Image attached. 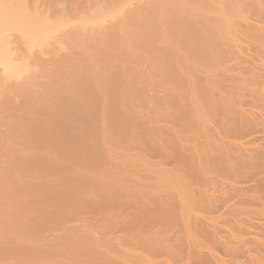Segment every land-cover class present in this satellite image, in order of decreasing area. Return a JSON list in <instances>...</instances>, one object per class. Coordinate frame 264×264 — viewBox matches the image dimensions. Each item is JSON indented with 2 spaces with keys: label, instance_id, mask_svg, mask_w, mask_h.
<instances>
[{
  "label": "bare ground",
  "instance_id": "6f19581e",
  "mask_svg": "<svg viewBox=\"0 0 264 264\" xmlns=\"http://www.w3.org/2000/svg\"><path fill=\"white\" fill-rule=\"evenodd\" d=\"M258 57L259 61L263 58L260 62L263 67L259 66L260 63H256L259 61L254 62V60H258ZM245 62L249 64L256 63L258 68L255 67L256 64L252 65L254 67L250 66L251 64H248L249 66L247 65L245 69L242 67ZM259 68L260 70L261 68H264V0H0V206H2L0 207V264L4 260H9L10 264L48 263L56 257L55 255H58L61 252L63 254V250L65 249V252L67 251L69 247L67 246L65 248L64 246L66 245H64V243L59 245L61 242L57 246H61L59 249L63 250H54L49 247L50 244L49 246L45 244L42 246V249L46 252L45 255H42L44 258H41V256L35 258L37 247L33 242H35L40 235L36 234L33 228V226L36 225L35 223L32 225L33 222L31 221L33 220L31 219L30 221V218L27 219V216L30 215L33 208L32 204L38 202L40 204V201H31V203H33L31 205L28 204L30 207L21 203L24 205L21 208L16 207L21 205L17 203V201H15L16 206H13L15 203L13 205L10 204V208H4V204L8 205L6 202L11 199L14 201V197L19 195H37L34 193L37 189L32 187L35 186L37 182V191H39L37 193H39V197L41 198V194L43 193L45 198H49L47 195L50 187L45 189V186H49L51 181L49 182V185H47L46 183L48 182H45V180L48 176L51 180L53 177L52 173H54L52 170L55 171L57 168L55 167V163H53L55 159L52 160L50 154L53 152V157L58 159L65 158L63 162H67L68 159H66V154L70 156L68 148L73 147V144H69V142L73 141L72 138L69 141L71 134V137H74V141L79 142L76 140L77 138H75L77 136H79L78 139H81L82 137L85 139L87 138L88 140L84 142L83 139H81L82 142H79V145L76 144L77 142L75 143L73 141L77 146L74 145L72 152H75V149L77 148L76 150L80 149L81 151L76 152H80L79 154H81L82 151H84L83 149L86 150L88 147L83 148L82 146L87 144L86 142H89L91 138L103 137L102 140H104V138L106 139L105 142L103 141V144L107 146H103V144H101V146L112 152L105 151V149H103L102 152L104 155L106 154L105 152H107L108 155H105V157L108 156L106 157L107 159L109 158L110 161L113 160L114 149L111 148V145L117 140L115 142L116 145L115 143H113V145L119 147V144H122V141L118 140V138L121 139V137L112 135H117L121 130H130L132 125L127 126V124H129L128 121L131 119L136 120L137 117L135 115L137 114H139V116L141 115L139 112L134 114V112L137 111H134L133 108L137 105H142V103L144 104V102L146 103V101L150 99H153L155 103L156 101L157 103L159 102L158 104L156 103L155 107H158L157 105L161 104L158 109L154 108V110H149L150 113L152 112L151 114H158L156 116L153 115V117L152 115L150 116L153 120L155 119L154 121L157 120V116L160 114V108H162L161 112H163V110H168L165 109L168 107L170 111H166L167 114H160L161 116L163 115L162 119L166 122H173L175 120H172V118H176L177 120L178 117L182 120L188 119L190 124L188 123L187 126L190 127V129H193V122H195V126H197L196 121H199L201 124L198 125H202L200 128L201 133H203L205 129L207 130V128H209L207 127L203 129V124L208 122H205L204 118L211 121L209 118L214 116L213 120L217 126L211 125V127H218L219 130L211 131L212 134L209 133L208 130L205 131L206 133H203L205 136L209 137L210 134L212 135L211 138H208L210 140H205L207 137L202 134L203 139H196L197 142H193L195 145L194 147L192 146L193 144L191 145V140L200 136H196L198 133L194 132L195 128L192 131L193 135L190 137L192 138L189 141L190 143L184 140L181 135L179 137L181 138L180 140L185 144L189 143L187 145H191L193 148L192 150L189 146L180 144V140L178 141V139H176V142L178 141L177 143L180 144V147L172 140H170L173 142L172 145H169V139L165 140L167 141L166 143L163 141V144L165 145L162 147L169 146L168 149L172 150L173 153H167L165 158L164 156L161 157V159H165V162L162 163V160L161 163L166 164V162L169 163V161L176 163L175 166H173V171L172 169L170 171L166 168V165H163L166 169L161 172V170L159 171V166H157L159 167L158 169H153L155 166L152 167L150 162H142L141 159L138 160V156V159L133 157V159H136L137 161L136 164H138L135 167L142 166L144 167L143 169L148 168V170L145 169L147 172H145L146 174L144 175V177L147 176V178L140 177V181L134 179L135 181L132 182L136 183L133 184L134 186L131 185L132 189H127L130 187L125 188L127 191L130 190L128 192H132V195L136 196L133 199L131 198L132 200L127 199L132 202L131 206L133 209H130L133 210L131 211V214L133 213L131 216L132 218L130 219L126 215V217L123 216L125 220L120 218L122 220L119 219V222H114L115 220L113 221L116 214L113 219L112 217L105 218V220L103 218L105 221L104 223L108 222L110 223L109 225L115 223V226L116 223L118 224L120 221H126V218L130 219V226H126V228L129 229V227H131L132 236H129L131 235L129 234L131 233V230L128 231L129 235H126L127 233H125L126 230L123 229L124 227H122L121 230L122 232L125 231V234L122 237L124 240L127 236L131 237L130 239L128 238L129 241L131 240V251L129 250L130 248H128V251L126 252H129L127 254L130 257L132 256L131 259L133 260L129 263L130 259L128 255H126L127 257L122 256L124 255L123 253L126 252H120L122 250L121 248L119 252L122 255L117 254V256L120 255V258L123 260L120 259L119 261H116L115 259H117V256L113 260H111V258L106 260L108 256L111 257L110 254L112 251H114V255H111L115 257V250H117L116 248L119 250V247L114 248V250L112 249L113 246H110L109 244L108 247L110 246L112 251L110 250L111 252H108V249L106 250L105 248L107 247V243H105L104 248L109 255H105L107 257L104 256V259H100L101 261H99V263L141 264L147 261L146 258H150L146 257L145 253H148L149 255L153 253V256H159L163 251L166 253L171 252L167 251L170 249L174 252L167 253L169 257L172 258L174 254V256L185 257L183 254L185 252L182 251L184 250L182 246L185 245L180 244L182 246H178L175 244H177L179 240H181L179 243L184 244V241H186L184 239H187L188 241L189 238H185L182 235L189 236V234H181L180 236L183 238L178 236L181 238L178 239L177 236H173L169 233V230L181 233V231L176 230V226L179 224L181 225L179 230L191 229L194 231L193 233H196L195 231H200V233H202L201 235L211 227L209 231L213 230L210 231L211 233H214L215 231L216 233L214 236H216L219 232L218 224L220 223L219 220H221L222 216L219 215L218 217L211 219L200 217L197 212L200 208L201 210L206 209V206L202 205V203L205 204V202H207L208 206L210 205L209 208L217 207L220 205L218 204L216 206L217 203H221V205L223 204L221 200L227 202L229 196H231V192H235L232 194H238L241 192L240 189L229 186V194L227 193L228 196L223 200V193H226L223 190L227 188V185L223 182H219L217 177L232 178L234 182L249 175L256 174L257 176L258 174H262L264 177V150H262L263 152L261 151L262 148L264 149V147H262L264 144L262 146H260V144L253 146L252 144H255L259 140V138L255 136L251 139H247L248 142H245L249 144L252 143V147L244 146L245 143L243 145L239 142V139H243L247 134L251 135L252 133L254 134V132L264 131V118L261 115L258 116V114L251 112V109L248 111V108H244L245 89L246 91H249V97L253 96L251 99L255 98L256 101L261 102L253 101V103L264 104V71H257ZM243 69L248 71L244 72ZM257 79L260 81L258 82ZM257 84L260 85V88H254ZM147 88H152L151 90L156 91L160 88L159 90L160 93H162V96L159 97L158 94H155L157 92L151 91ZM161 90H163V92H161ZM149 91H151V93L154 92V94H151ZM146 94H150V96ZM159 99L161 101L165 100L167 106H163L162 103L164 101L161 102ZM150 101L153 104V101ZM170 105H172V107H177H173L174 110L175 108L177 110H175L176 117L174 116V110ZM256 106L257 105H255V107ZM260 108H263V106ZM168 112L171 114L173 113L174 117H171V114H169L168 117ZM131 116L136 118H132ZM207 117L209 118L207 119ZM159 119L162 121L160 116L158 117V120ZM181 119L175 121L177 122L175 124L179 125L178 123H183L184 121H180ZM135 120L129 122L134 125ZM141 120L143 119L141 118ZM144 120H146V118ZM152 121L149 122L154 126L155 124L152 123ZM175 124L173 123L174 126ZM182 125L186 124L184 123ZM126 126L131 127L128 129ZM170 126L171 125H169V127ZM187 126H183V128L185 129ZM258 127H263V131H258ZM200 128H196L197 130L199 129L198 132L200 131ZM187 130H189V128H187ZM122 132H124L123 135H126V131ZM208 133L209 135H206ZM73 134L78 135L74 136ZM222 134L227 139L222 138ZM123 135L120 133V136ZM141 136H143V134ZM185 136L186 135H184V137ZM219 136L222 139L219 138ZM188 137L189 136L185 139H188ZM111 139H113V141ZM199 140L204 141L203 145L198 143ZM261 140L263 139L261 138ZM205 142L208 148H206V144L204 145ZM128 143L130 144V142H127L126 147H131V144L128 145ZM196 143L197 145L201 144L198 146L199 148L196 147ZM87 145H90V142ZM200 146H203L204 148ZM166 147L164 148L166 149ZM181 147H187V149ZM125 149L126 150L123 152L126 153L127 148ZM204 149L211 153L206 154V150L204 153L202 151ZM42 152H44V154L47 152V155H44ZM88 154L90 153L88 152ZM109 155H112V157ZM124 156L128 157L127 155ZM70 158H72V156ZM127 159H131L130 156ZM133 159L132 161L127 160L128 164L131 166L135 163ZM159 163L154 165H158ZM65 164L66 163L63 164L61 162V165H58V168L63 170V168L67 166ZM75 164H78V162ZM144 164L147 167L143 166ZM33 168L38 170L37 177L34 175L33 171L36 172V170ZM149 168L156 170L159 174L157 175V172L150 174V172H148L150 170ZM65 170L66 169L63 171ZM99 170L101 169L99 168ZM152 170L151 172H153ZM168 171L170 172V175L165 173ZM117 175H119V173ZM117 175L111 177L114 178V180H109V176H104L109 182L107 179L105 181L104 177L100 180V184L104 180V184H107V187L105 185V187H99L98 185L100 190L103 189L106 193L110 191L108 194L112 195L110 196L106 194V196H109V199L103 197L104 201H101L106 204L109 203L107 204L108 206L112 205L110 208L106 207L108 209L115 208L116 206L113 205L118 201H120V203L123 202L121 201L122 198L118 199L117 197H120V195L125 192L124 187H122L125 183H121L125 179L121 180ZM153 176H159V179L157 177L156 179L158 180L155 182ZM42 177H44L45 186L42 185L43 180L41 183L39 182ZM115 178H117L119 182L115 181ZM38 179L39 181H36ZM165 179L168 181L165 183L166 186L163 185V180ZM147 180L151 181L149 185L146 183ZM110 181L116 182L115 184L124 185H120L117 189L116 187L118 186L113 185L115 189L111 190V185L114 183H111ZM245 181L248 180L244 179L242 183ZM140 183H144L145 185ZM153 183H155V185H153ZM207 183L213 184L211 185V191H209L210 185ZM97 184L99 183L97 182ZM127 184L131 183L127 182ZM167 185L170 187H167ZM136 186H144L146 189L147 187L148 189L154 187L156 193L153 195L152 192L154 190H149L151 192L149 193V197H147H152L151 201L147 200L146 197V199L140 198V195L144 194L145 192L143 191H146V189L144 187H142L144 190L141 189V187L138 189ZM256 186L258 185L256 184ZM39 188H42V190ZM106 188H109L110 190ZM45 190L46 192H43ZM103 191H101V193H104ZM127 191L125 193H127ZM145 195L146 194L143 196ZM87 196L91 195L87 194ZM113 196L117 198H115L116 202L111 201L110 197L113 198ZM23 198L27 199L28 197L25 196ZM64 198L66 197L64 196ZM105 199L111 202H106L107 200ZM138 199H143L144 202L143 200L138 201ZM25 201L27 200H24V202ZM145 201H148L149 204ZM130 202L124 201L121 203L123 205L126 203V206L123 207L118 202L117 204H120L121 206H117L120 207L121 210H125L126 208H129L128 205ZM10 203H12V201ZM47 203L48 200H44L43 205H46L47 207ZM100 205H103V203H100ZM201 205L205 207H202ZM34 206L39 207L37 205ZM121 207L125 209H122ZM96 208L99 209V207ZM35 210L36 209L32 210V212ZM44 212L42 216L44 215ZM118 212V216L124 215L121 214L122 211H117V213ZM199 212L202 213V211ZM36 213L39 214L40 211H36ZM46 214L49 213L47 212ZM35 216L39 217L38 215ZM42 216L40 218V221H42L41 225L44 223L42 219L45 218H42ZM116 219H118V217ZM36 220L37 219H35V222ZM108 220H111L112 223ZM38 222L39 220H37L36 223ZM145 223H147V225ZM102 224L103 223H101L99 227L108 228L109 226L108 224H106L108 226H104L105 224L102 226ZM148 225H150V230L147 227ZM156 225L157 228L153 229V232L156 233V229L163 228L162 231L164 233L159 230V235L163 233V235H161L162 237L155 235L151 231V227ZM246 225L247 224H245V226ZM173 227H175V229ZM143 229H147V232L151 231V236L144 232ZM259 229H261V227ZM89 232H87L86 237L82 236V239L83 237L86 239H83L82 242L87 241L90 243L93 241L90 243L91 245H89L90 250L88 249V244L86 245L85 242V244H77L74 247L81 246L79 248H85V252L81 250L84 252L83 254L87 253V250L88 253H91L89 252L91 250H93V252L95 250L101 251V248L103 247L100 249L96 248L98 245L103 244H100V241L102 240H106L108 243L110 242L108 239H105L107 237H101L106 234V232L100 235L101 239H98L95 235L92 237V234L94 233L92 232L91 234L90 232V234H88ZM210 232L208 233L207 231L205 235L209 236L211 234ZM167 235H172L173 237ZM94 236L97 238V241L95 242L98 245H96L93 240ZM240 239H238V241ZM98 240L100 241L98 242ZM121 240L122 239L118 240L120 245H122L121 242L125 243V241ZM170 240H175L177 243L171 242V244L169 243ZM30 242L33 243L35 248L30 246ZM198 243L199 242L196 243V251L198 252L195 253L193 248V255H190V257H193L194 263L203 259L205 262L202 260L197 264H201V262H204L202 264H207L209 261L202 258V255L199 252L201 248ZM168 244L173 245L170 246L175 249L168 247ZM201 244H203V242ZM229 244L232 245L234 243L232 242ZM92 246H95L96 248ZM163 248L165 249L163 250ZM177 248H182L181 251L183 253L177 255V251L181 253L179 249L176 250ZM202 250L203 249L200 251ZM100 251L99 253L91 254H96L98 258H103L101 256L106 253H102L104 251L100 253ZM208 251L209 250H207V252ZM209 253L212 252L209 251ZM32 254L35 257L32 256ZM99 254H101V256H99ZM171 254L173 255L170 256ZM195 254L197 258L200 256L202 259H197ZM203 255L207 254L205 253ZM61 256L62 255L60 254V258ZM58 257L54 260L55 262L57 260H62ZM190 257L189 254H187L188 260H190ZM125 258H128L129 260L126 261ZM67 260L69 259L67 258ZM146 263L147 262L144 264Z\"/></svg>",
  "mask_w": 264,
  "mask_h": 264
},
{
  "label": "rangeland",
  "instance_id": "374dc122",
  "mask_svg": "<svg viewBox=\"0 0 264 264\" xmlns=\"http://www.w3.org/2000/svg\"><path fill=\"white\" fill-rule=\"evenodd\" d=\"M245 43H246V41H245ZM234 60V59H233ZM261 60H263V58H261ZM261 60L259 61V57H258V60L256 59V60H254V62H256V61H259V62H256L257 64L258 63H260L261 62ZM234 62V61H233ZM253 62V61H252ZM231 63H232V61H231ZM256 63H253V64H249V63H243V65L244 66H242V67H246L248 64L250 65V66H252V65H255ZM257 64H256V66L255 67H257L258 68V66H257ZM248 65V66H249ZM259 66H261V67H263L262 65H261V63L259 64ZM252 67H254V66H252ZM251 67V68H252ZM247 68H249V67H247ZM246 69V68H245ZM245 69H243L244 70V72H247ZM257 71H264V68H261V70H260V68L257 70ZM258 80V79H257ZM260 80H258V82H259ZM252 82H256V81H252ZM254 88H260V85H256ZM147 89H149V90H151L152 88H147ZM160 89V88H159ZM151 90V91H154V92H157V93H155L156 95L158 94L159 95V97L160 96H162V93H160V90ZM250 89V88H249ZM147 91V90H146ZM151 91H149L150 93H151ZM149 92H147V93H149ZM154 92H152L153 94H154ZM161 92H163V90H161ZM244 92L246 93L245 95H244V99H245V103H244V108L246 109V108H248L247 110L248 111H250V109L252 110L251 112H253V113H256V114H258V116L259 115H261L263 118H264V104H258V103H253V101H256L255 100V98H253V99H251L253 96H251V97H249L248 95H250V93H249V91H246V89L244 90ZM243 92V93H244ZM249 94H248V93ZM151 93V94H152ZM160 93V94H159ZM146 95H148V94H146ZM148 96H150V94L148 95ZM152 96V95H151ZM150 100H152L153 101V99H150ZM150 100H148V101H146V103L144 102V104L142 103V105H137L135 108H133L134 109V111H137V112H134V114H136V113H140L141 115L139 116V114H137V115H135L136 117H133V116H131L132 118H136V120L135 119H131L132 121L133 120H135V122H134V125L133 124H131V122H129V121H131V120H129L128 121V123L129 124H127V126L128 125H132V127H131V129H130V127H127L128 129H130V130H121V132H119V133H117V135L116 134H114V135H112V136H116V137H121V139H119L118 138V140H120V141H122V144H119L120 146L119 147H116L115 145H116V141H114L113 143H115V145H113V143H112V145H111V148H113L114 149V151H113V156H114V159L113 160H109V158L107 159L106 157H108V156H106L105 157V155H108L107 154V152H105V151H108V150H106L105 149V147H103V146H107V145H104L103 144V141L105 142V138H104V140H102L103 139V137H98V138H88V139H90V145H87V144H89V142H86L87 144H85V145H83L82 147L83 148H86L87 146V149L85 150V149H83L84 151H82V153L81 154H79V153H77L76 151H81L80 149H78V150H76L75 149V152L77 153H75L74 151L72 152V148L74 147V143H73V141H74V137H71V135H70V137H69V141L71 140V138L73 139V141H71V142H69V144L71 145V144H73V147H69L68 148V151H70V156L69 155H67L66 154V156L68 157H66V159H68L67 160V162H63L64 161V159L65 158H63V159H58V158H55V157H53L52 155H53V152L50 154V152H49V154H50V157H51V159L53 160V159H55V161L53 162V163H55V167H57L56 169H55V171H61V172H55L54 170H52V172H54V173H52V176H50V177H52L51 178V180H50V178H49V176L46 178V180H45V182H48V183H46L47 185H49V182H50V185L49 186H45L44 184V177H42L41 178V181H39V179L38 180H36V181H39L40 183L42 182V180H43V183H42V185L43 186H45V189H48V187H50V189L48 190V195L47 196H49V198H45V196L43 195V193L41 194L42 195V197L40 198L39 197V193H37V192H39V191H37L38 190V186H37V183H36V185L35 186H32L33 188L35 187V189H37V190H35L36 192H34L33 190V192L34 193H36L37 195H35V194H24V195H22V196H16V197H14L15 199H14V201H13V199H11L10 201H8V202H6V203H8V205L7 204H4L5 206H4V208H10L11 207V205L10 204H14L13 206H16V202L15 201H17V203H19V204H21V203H24V204H26V205H28V204H32L33 202H35V201H40V204H39V202L38 203H33L32 205H33V208H32V210H34V209H36L35 211H33L32 212V210H31V212H30V215H32V216H27V219L28 218H30V221H31V219L33 220V221H31V222H33L32 223V225H34V223H35V225L36 226H33V228H34V231L36 232V234L37 235H40V237L37 239V240H35V242H33L34 243V245L37 247V250H36V252H35V256L32 254V256H34L35 258H37V257H40L41 256V258H44V256H42V255H45L46 254V252L42 249V246H44L45 244L46 245H48L49 246V244H50V248H52V249H54V250H58L61 246H57L60 242V244L59 245H61V244H63L64 243V245H66V246H64L65 248L68 246L69 248V250L67 249V251H69V252H65V250H63V249H59V250H63L64 252H63V254H62V252L61 253H59L58 255H55L56 257H58L59 259H62V260H57L56 262L54 261V260H56L57 258L55 257V258H53V260L51 261V262H44V263H42V264H101V263H99V261H101L100 259H104V256L105 255H109V253H106L107 251L109 252L110 250L112 251V249H114V248H116V247H119V250H118V248H116L117 250H115L116 251V254H115V257H113V255H114V251H110L111 252V254H113V255H111L110 254V256L111 257H109L108 256V258H106V260L107 259H109V258H111V260H113V259H115L116 258V256H117V254H120V252H126V251H128L127 249L128 248H130L129 250L131 251V240L129 241V239L131 238V237H129V236H132V230H131V227H129V229H127L126 228V226H130V219L132 218L131 216H132V214H131V211H133V210H130V209H133V207L131 206V203L132 202H130L129 200H132L133 198H135L136 196H134V195H132V192H128V191H130L132 188V186L131 185H133L134 183H136V182H132V181H135L134 179H138V180H136V181H140L141 179H139L140 177L141 178H147V176L146 177H144V175L146 174L145 172H147L145 169H147L148 170V168H145V169H143L144 167H135V166H137L138 164H136V159H133V157L134 158H137V156H138V160H142V162L143 161H148V162H150V164H152L151 166L153 167V166H155V167H157V166H159L160 167V169H159V171L161 170V172H162V170H165L166 168L167 169H169L170 171H171V169H172V171H173V166H175V164L176 163H172V161H169V163L168 162H166V164H162V163H164L165 161V159H161V157H163L164 156V158H165V156H166V154L168 153V154H171V153H173V151L172 150H169L168 148H169V146H164V147H166V149L164 148V147H162L163 145H165V144H163V141H164V143H166L167 141H165L166 139H169V142H170V144L169 145H172V143L173 142H171L170 140H172V141H174V143H177L181 138H179L181 135V137H183V139L184 140H186V141H190L192 138H190L193 134H192V131H193V129L195 128V130H194V132H196V133H198V134H196V136L197 135H200L199 137H197V138H194V139H192L191 140V145L194 147L195 145H194V143L193 142H197V140L198 139H203V137H202V134L203 133H206L205 131H207L208 130V132L209 133H211L212 134V132H213V130L215 131H218L219 129H218V127H214V126H217V125H215V123H214V116H211V118H209V117H207V119L209 118L211 121H209V120H206V118H204V120H205V122L206 121H208V122H210V123H208V122H206V124L204 123L203 124V129H205V128H207V127H209V128H207V130L205 129L204 131H203V133H201V128H200V126H202V125H198V124H201V122H199V121H196V123H197V126H195L196 124H195V122H193V129L191 128L190 129V127H188L187 125H188V123L190 124V121H188V119H184V120H182L181 118H179L178 116V118H177V120H179V119H181L180 121H184L183 123H178L179 125H177V124H175V123H177V122H175V121H177L176 120V118H172V120H175V121H170V120H167V119H165V120H167V121H170V123L169 122H166V121H164V119H162V116L163 115H165V114H167L166 113V111H170L169 110V108L168 107H166L165 109H168V110H163V112H161V109L162 108H160V114H163L162 116L159 114V116H160V118L162 119V121H160V119L158 120V117L159 116H157V120L158 121H160V122H158L157 120V122L156 121H154L153 120V118H150V116L152 115V117H153V115H155V114H151L150 112H149V110H154V108H157L158 109V107H160V105H157L158 107H155L156 106V103H157V101H156V103L153 101V104H152V102L150 101ZM156 100H158V99H156ZM150 101V102H149ZM159 101H161L160 99H159ZM164 101V102H163ZM163 101H161V102H163L162 103V105L163 106H167V102L165 101V100H163ZM256 102H259V101H256ZM159 103V102H158ZM157 103V104H158ZM165 103V104H164ZM248 103V104H247ZM259 103H261V102H259ZM149 105V106H148ZM255 105H257L256 107H255ZM171 106V108H173V107H176V106H173L172 107V105H170ZM252 106H254V107H252ZM261 106H263V108H260ZM137 108H139V109H137ZM142 108H144V109H142ZM149 108H151V109H149ZM177 108V107H176ZM176 108H175V110H176ZM164 109V108H163ZM173 110H174V108H173ZM174 110V112L173 113H175L176 111ZM256 110V111H255ZM144 111V112H143ZM145 111H147V112H145ZM159 111V110H158ZM158 111H154V112H158ZM172 111V110H171ZM165 113V114H164ZM173 113L171 114L170 112H168V117H169V114H171V117H176V113H175V115L173 116ZM261 113V114H260ZM156 115H158L157 113H156ZM155 115V116H156ZM151 119H149V118ZM141 118L143 119V120H141ZM146 118V120H144ZM155 118V117H154ZM164 118H167V117H164ZM147 120H149V121H152V123H154L155 125L153 126V125H151L150 123L151 122H149V121H147ZM223 120L225 121V119L223 118ZM263 120V119H262ZM186 121V122H185ZM139 122H141V123H139ZM261 122V121H260ZM263 122V121H262ZM164 123V124H163ZM169 123V124H168ZM173 123L175 124V126L173 125ZM186 124V125H182V124ZM217 123H219V122H217ZM264 123V122H263ZM143 124V125H142ZM168 124V125H167ZM209 124V125H208ZM157 125V126H156ZM169 125H171L170 127H169ZM211 125H214L213 127H211ZM176 126H178V127H176ZM183 126H187V128H189V130H187V128L185 127V129L183 128ZM125 127V128H126ZM149 127V128H148ZM176 127V128H175ZM200 128V131L198 132V130L196 129V128ZM148 128V129H147ZM159 128V129H158ZM263 128V127H262ZM261 127H258L257 128V130L258 131H263V129H262ZM122 129H124V128H122ZM152 129V130H151ZM178 129H179V131H178ZM174 130H177V131H174ZM181 130V131H180ZM183 130H184V132H183ZM186 130V131H185ZM197 130V131H196ZM122 131H126V135H123V133L124 132H122ZM138 131V132H137ZM154 131V132H153ZM164 131H166V132H164ZM212 131V132H211ZM160 132V133H159ZM185 133V134H183V133ZM120 133H121V135H123V136H120ZM148 133V134H147ZM182 133V134H181ZM209 133L208 134H206V135H209ZM140 134V135H139ZM143 134V136H141ZM180 134V135H179ZM191 134V135H190ZM210 134V136L209 137H207V136H205V134H203V136H205V137H207L205 140H210V139H208V138H211L212 137V135ZM74 136L76 135H78V134H73ZM131 135V136H130ZM137 135V136H136ZM161 135V136H160ZM184 135H186L185 137H184ZM195 135V134H194ZM223 135V134H222ZM222 135H221V137H222ZM81 136V135H80ZM164 136V137H163ZM168 136V137H167ZM187 136H189L188 137V139H185ZM195 136V137H196ZM258 137L259 138V140L255 143V144H252V143H245V142H248V140L247 139H251L252 137ZM84 137V136H83ZM93 137H94V135H93ZM126 137V138H125ZM142 137H143V139H142ZM151 137V138H150ZM167 137V138H166ZM171 137V138H170ZM204 137V138H205ZM220 136H219V138H221ZM75 138H77L76 140H78L79 142H82L81 141V139H83V141L85 142V141H88L87 140V138L85 139V138H82L81 137V139H78L79 138V136H77V137H75ZM136 138H138V139H136ZM145 138V139H144ZM156 138V139H155ZM174 138V139H173ZM222 138H226L224 135H223V137ZM221 138V139H222ZM261 138L263 139V140H261ZM85 139V140H84ZM101 139V140H100ZM115 139H117V138H115ZM135 141H134V140ZM140 139V140H139ZM176 139H178V141L176 142ZM197 139V140H196ZM227 139V138H226ZM225 139V140H226ZM112 141H113V139H111ZM129 140V141H128ZM183 140V141H184ZM95 141V142H94ZM186 141H184V142H186ZM200 141V140H199ZM198 141V143H201L202 145H203V142L204 141H200L199 142ZM250 141V140H249ZM75 143L77 142V141H74ZM79 142H77L76 144L77 145H79ZM102 142V143H101ZM127 142H130V144H131V147H129V146H127L126 147V145H127ZM150 142V143H149ZM180 142V144H184V146L186 145V146H189V148L192 150L193 148H192V146L191 145H187V144H189V143H187V144H185V143H183L181 140L179 141ZM239 142L240 143H242L243 145H244V143H245V145L244 146H248V147H252V145L254 146H256V144L258 145V144H260V146H262L263 144H264V131L263 132H254V134L252 133L251 135H249V134H247L246 135V137H244L243 139H239ZM119 143H121V142H119ZM96 144H98V145H96ZM101 144H103V146H101ZM129 143H128V145H130ZM133 144V145H132ZM180 144L179 143H177V146H179L180 147ZM201 144H198L197 145V143H196V147H198L199 145H201ZM206 144V142L204 143V145ZM248 144V145H247ZM252 144V145H251ZM69 145V146H70ZM77 145H75V146H77ZM117 145H118V142H117ZM123 145V146H122ZM145 145H147V146H145ZM159 145V146H158ZM166 145H168V144H166ZM175 145V144H174ZM85 146V147H84ZM93 146V147H92ZM114 146H115V148H114ZM136 146V147H135ZM181 146H183V145H181ZM206 146V148H208V146H207V144L205 145ZM102 147V148H101ZM129 147V148H128ZM156 147H158V148H156ZM173 147V146H172ZM171 147V148H172ZM200 147H202V148H204L203 146H200ZM262 147H264V146H262ZM93 148H95V149H97V150H95V149H93ZM107 148V147H106ZM110 148V149H111ZM125 148H127V152L125 153V152H123L124 150H126ZM134 148V149H133ZM181 148H183V149H187V147L186 148H184V147H181ZM188 148V149H189ZM199 148V147H198ZM202 148H200V149H202ZM261 148V147H260ZM89 149V150H88ZM103 149H105V155H104V153L102 152L103 151ZM112 149V150H113ZM189 149V150H190ZM199 149V150H200ZM164 150H167V151H164ZM206 149H204V150H202L203 152L205 151ZM262 150H264L263 148L261 149V151ZM90 153V154H88V152ZM149 151V152H148ZM169 151V152H168ZM170 151H172V152H170ZM209 151H211V150H209ZM108 152H112V151H108ZM121 152V153H120ZM143 152H145V153H143ZM206 152V154H210L211 152H207V150L205 151ZM204 152V153H205ZM263 152V151H262ZM43 154H44V152H42ZM68 153V152H67ZM120 153V154H119ZM125 153V154H124ZM203 153V154H204ZM213 153V152H212ZM69 154V153H68ZM75 155V156H73V155ZM132 154V155H131ZM44 155H47V152H45V154ZM124 155H127L128 157H126V156H124ZM151 155H153V156H151ZM72 156V158H70ZM83 156V157H82ZM97 156H99V157H97ZM109 156H111L112 157V155H109ZM129 156H130V158L131 159H129V160H131L132 161V159H133V161L135 162V163H133V164H136V165H133L132 164V166L130 165V164H128V159L127 158H129ZM145 156V157H144ZM82 157V158H81ZM89 157V158H88ZM93 157V158H92ZM97 157V158H96ZM156 157H158V158H156ZM145 158V159H144ZM152 158V159H151ZM94 159V160H93ZM60 160V161H59ZM74 160V161H73ZM78 160V161H77ZM128 160V161H127ZM162 160H163V162H162ZM66 161V160H65ZM81 161V162H80ZM109 161V162H108ZM117 161V162H116ZM157 161H159V162H157ZM61 162L64 164V163H66L65 165H67V166H65V168H63V170L64 169H66L65 171H63V170H61V169H59L58 167V165H61ZM73 162H74V164H73ZM78 162V164H75V163H77ZM97 162H99V163H97ZM112 162H114V163H112ZM116 162V163H115ZM94 163H96V164H94ZM105 163H107V164H105ZM130 163V162H129ZM139 163H141V162H139ZM157 163H159L158 165H154V164H157ZM71 164V165H70ZM94 164V165H93ZM143 164V163H142ZM146 164V163H145ZM145 164L143 165V166H145ZM148 164V163H147ZM149 164V165H150ZM100 165V166H99ZM102 165V166H101ZM104 165V166H103ZM108 165V166H107ZM148 165V166H149ZM162 165V166H161ZM166 165V168H164V166ZM34 166V165H33ZM75 166H76V169H75ZM95 166V167H94ZM118 166V167H117ZM140 166V165H139ZM151 166H149V167H151ZM53 167H54V165H53ZM72 167V168H71ZM78 167V168H77ZM80 167V168H79ZM145 167H147V166H145ZM151 167V168H152ZM153 168V169H158L159 167H157V168ZM90 168V169H89ZM99 168L101 169V170H99ZM109 168V169H108ZM126 168V169H125ZM151 168H149L150 170L148 171V172H150V174H153L154 172H157L156 170H152ZM162 168H164V169H162ZM34 169V168H33ZM53 169V168H52ZM86 169V170H85ZM111 169V170H110ZM137 169V170H136ZM34 170H36V168L34 169ZM94 170H96V171H94ZM132 170V171H131ZM145 170V171H144ZM151 170L153 171V172H151ZM34 172V175L37 177V175H38V170H36V172L35 171H33ZM79 172V173H78ZM98 172V173H97ZM101 172V173H100ZM36 173V174H35ZM62 173V174H61ZM82 173H84V174H82ZM102 173H104V174H102ZM119 173V175H117ZM165 173H167V174H169L170 172L168 171V172H165ZM172 173V172H171ZM26 174H28V173H26ZM67 174V175H66ZM100 174H102V175H100ZM159 174V172H157V175ZM29 175V174H28ZM111 175H113V176H111ZM118 176V177H120V179L122 180V179H125L124 181H126V180H128V181H126V182H124V181H120L121 183H125V185L124 184H115L116 182H113V181H110L111 183L113 182L114 184H110L111 185V190H113V189H115V187H113V185L114 186H118V187H116V189L117 188H119V186L120 185H124V186H122V187H124V189L125 188H127V187H130V188H127V189H130V190H126L125 189V192L127 191V193H125L124 192V194H121L120 195V197H117L118 199L119 198H122L121 199V201H128V202H130L129 203V208H122L123 206H126L125 204L126 203H124V205L123 204H121V203H123V202H121L120 203V201H118L121 205H122V209H125V210H121L120 209V207H118V206H121L120 204H115V205H113V206H116L115 208H113V209H108V208H110V206H112V205H110V206H108L107 204H109V203H104V202H101V201H104V198L103 197H106V198H108L109 199V196H106V194H108L110 191H108V193H106V192H104L103 191V189L102 190H100L99 188H98V185H99V187H107V184L105 185L104 183H105V181H106V177H108L109 176V180H114V178H111V177H115V176ZM154 175H156V174H154ZM170 175V174H169ZM60 176V177H59ZM95 176H97V177H95ZM104 176H106V177H104ZM122 176V177H121ZM138 176V177H137ZM148 176H149V173H148ZM253 176V177H252ZM259 176V177H258ZM59 177V178H58ZM63 177H65V178H63ZM71 177H73V178H71ZM86 177H88V178H86ZM105 178V181L103 180L102 181V183L100 184V180L102 179V178ZM151 177H152V175H151ZM151 177H149V178H151ZM158 177V179H159V176H157ZM156 176H153V179L155 178V182H156V180H158V179H156L157 178ZM263 177V175L262 174H258L257 176H256V174L255 175H249V176H246L245 178H243V179H241V180H236V182H234V180L232 179V178H225V177H221V176H219V177H217V180L219 181V182H223L225 185H227V188L226 189H224L223 191L224 192H226V193H223L221 196H222V199L223 200H225L226 199V197L228 196L227 195V193L229 192V188L230 187H235V188H237V189H240L241 190V192L240 193H238V194H232V193H235V192H231V196H229V199L227 200V202L226 201H222L221 200V202L223 203L222 205H221V203H217L216 204V206L218 205V204H220L219 206H217V207H213V208H209V206H208V204H207V202H205V204L204 203H202V205H205L206 206V209H203V210H205V211H203V210H201V208H200V210L199 211H202V213L201 212H197L198 214H199V216L200 217H203L204 219H205V217L207 218V219H211V218H216V217H218L219 215L220 216H222L221 217V220H219V228H218V231L219 232H221V233H217L216 234V236H214L215 235V231H214V233H211L210 231H213V230H210L209 231V229L211 228V227H209V229H207V231H208V233L210 232L211 234V236L209 235V236H207V235H205L206 233H207V231H205V233L203 234V235H201L202 233H200V231H195L196 233H193L194 231H192L191 229L189 230H182V229H180L179 230V227H181V225L179 224L178 226H176V230H178V231H181V233H179V232H177V231H171V230H169L170 232V234H172L173 236H177V238L179 239L181 236V234H189V236H185V235H182V236H184L185 238H189L188 239V241H187V239H184V240H186V241H184V244L183 243H179V242H181V240H179L178 241V239H177V241H178V243L177 242H175V240H173V241H171L170 240V242L169 243H171V242H175V243H177V244H175V245H180V244H182V245H185V246H182V245H180V246H182L183 247V249L184 250H182V248L181 249H179V248H177L176 250H182L183 252H185V253H183L182 251H181V253H179V251H177V252H175V253H177V255H179V254H184V256L185 257H178V256H174L173 254H171L170 256H172V258L171 257H169V255H167V253H171V252H174V251H172V249H170V250H167V247H166V250L167 251H171V252H165V251H163V253L161 254V255H159V256H157V255H152L153 253H151L150 255L148 254V253H145V256L146 257H150V258H146V260L147 261H145V262H147L148 264H154V263H156V264H197V263H200V261H202L203 259L202 258H205V259H207V261H209L207 264H264V177ZM58 178V179H57ZM67 178H69V179H67ZM76 178V179H75ZM81 178H83V179H81ZM247 178H250V179H247ZM61 179H63V180H61ZM67 179V180H66ZM88 179H92V180H88ZM152 179V178H151ZM151 179H149V180H151ZM227 179V180H226ZM230 181H229V180ZM248 180V181H245V182H243L242 183V181L243 180ZM256 179V180H255ZM263 179V180H262ZM74 180V181H73ZM88 180V181H87ZM143 180H145V179H143ZM149 180H147L146 181V183L149 185L150 183H151V181H153V180H151V181H149ZM233 180V181H232ZM250 180V181H249ZM68 181V182H67ZM107 181H108V179H107ZM115 181H118L119 182V180H117V178H115ZM153 181V182H154ZM164 181V184L163 185H165L166 186V182H168L166 179L165 180H163ZM163 181H162V183H163ZM206 181H207V179H206ZM213 181V180H212ZM225 181V182H224ZM70 182V183H69ZM97 182L99 183V184H97ZM109 182V181H108ZM127 182H129V183H131V184H127ZM142 182V181H141ZM238 182H240V183H238ZM39 183V184H40ZM61 183V184H60ZM65 183H68V184H65ZM84 183V184H83ZM92 183V184H91ZM107 183V182H106ZM139 183V182H138ZM137 183V184H138ZM161 183V184H162ZM212 183V182H211ZM262 183V184H261ZM35 184V183H34ZM57 184V185H56ZM63 184H65V185H63ZM81 184H82V186H81ZM96 184V185H95ZM136 184V185H137ZM140 184H144V183H140ZM139 184V185H140ZM146 184V185H147ZM208 185H210L209 187H210V189H209V191H211V188H212V186L211 185H213V184H210V183H207ZM229 184V185H228ZM256 184L259 186H256ZM41 185V186H42ZM69 185V186H68ZM74 185H76V186H74ZM105 185V186H104ZM145 185V184H144ZM153 185H155V183H153ZM41 186H39V187H41ZM55 186V187H54ZM58 186V187H57ZM66 186H68V187H66ZM73 186V187H72ZM126 186V187H125ZM134 186V185H133ZM172 186V185H171ZM230 186V187H229ZM253 186H256V187H258V188H256V187H253ZM47 187V188H46ZM77 189H76V188ZM88 187V188H87ZM136 187H138V189H140L139 187H141V186H136ZM142 187H144V186H142ZM141 187V189H143L144 190V188H142ZM167 187H170V186H168L167 185ZM247 187H250V188H247ZM64 188V189H63ZM66 188V189H65ZM75 188V189H74ZM98 188V189H97ZM244 188V189H243ZM259 188H260V190H259ZM40 190H42V188H39ZM106 189H109V188H106ZM105 189V190H106ZM109 189V190H110ZM146 189V188H145ZM147 189H148V187H147ZM146 189V191H143V192H145L144 194H146L145 196H143L144 194H142V195H140L139 197L140 198H143V199H146L147 197H149V193L151 192V191H155V189H154V187L151 189H148L147 190ZM43 190H44V188H43ZM68 190V191H67ZM79 190H82V191H79ZM89 190V191H88ZM97 190H98V192H97ZM149 190H151V191H149ZM226 190V191H225ZM67 191V192H66ZM101 191H103L104 193H101ZM107 191V190H106ZM149 191V192H148ZM152 192V194L154 195L155 193H156V191L155 192ZM262 191V192H261ZM43 192H46V190L45 191H43ZM52 192V193H51ZM85 192V193H84ZM146 192H148V193H146ZM41 193V192H40ZM63 193V194H62ZM69 193V194H68ZM71 193V194H70ZM245 193V194H244ZM53 194V195H52ZM83 194H85V195H83ZM87 194L88 195H91V196H87ZM151 194V195H152ZM229 194V193H228ZM248 194H250V195H248ZM254 194V195H253ZM34 195V196H33ZM66 197V198H64V196ZM105 195V196H104ZM108 195H110V194H108ZM148 195V196H147ZM152 195V196H153ZM239 195V196H238ZM28 197L27 199L26 198H23V197ZM32 196H33V198H32ZM37 196V197H36ZM76 196V197H75ZM110 196H112V195H110ZM128 196V197H127ZM130 196H132V197H130ZM261 196V197H260ZM18 197V198H17ZM139 197H137V198H139ZM146 197V198H145ZM20 198V199H19ZM39 200H38V199ZM102 198V199H101ZM111 198V201L113 202V201H115L116 202V200H115V196H113V198L112 197H110ZM116 198V199H117ZM132 198V199H131ZM151 198L152 197H150V198H147V200H149V201H151ZM231 198V199H230ZM52 200V201H50V200ZM54 199V200H53ZM127 199H129V200H127ZM143 199H138V201H141V200H143ZM241 199V200H240ZM24 200H27V201H25L24 202ZM44 200H48V203H50V204H48L47 203V207H46V205H43L44 204ZM105 200H107V199H105ZM12 201V203H10ZM29 201V202H28ZM31 201H33L32 203H31ZM42 201V202H41ZM60 201V202H59ZM74 201V202H73ZM76 201H77V203H76ZM96 201H98V202H96ZM111 201H106V202H111ZM232 201V202H231ZM114 202V203H115ZM143 202H144V200H143ZM145 202H147V204H149L148 203V201H145ZM248 202H250V203H248ZM256 202V203H255ZM53 203V204H52ZM92 203V204H91ZM96 203H98V204H96ZM100 203L102 204L103 203V205H100ZM258 203V204H257ZM18 204V205H19ZM46 204V203H45ZM232 204V205H231ZM9 205H10V207H9ZM34 205H37V206H39V207H36V206H34ZM61 205V206H60ZM92 205H94V206H92ZM97 205V206H96ZM118 205V206H117ZM201 205V206H202ZM22 206H24L23 204H21V205H19V206H16V207H18V208H21ZM29 206V205H28ZM27 206V207H28ZM53 206V207H52ZM205 206H202V207H205ZM228 206V207H227ZM238 206V207H237ZM247 206V207H246ZM0 207H2V206H0ZM30 207V206H29ZM32 207V206H31ZM34 207H36V208H34ZM71 207V208H70ZM95 207V208H94ZM96 207H99V209H97ZM106 207H108V208H106ZM118 207V208H117ZM40 208V209H39ZM42 208H43V210H42ZM46 208H48V209H46ZM57 208V209H56ZM62 208V209H61ZM93 208V209H92ZM101 208V209H100ZM106 208V209H105ZM28 209V208H27ZM38 209V210H37ZM44 209H46V210H44ZM116 209V210H115ZM117 209H120V210H117ZM108 210V211H107ZM110 210V211H109ZM246 210V211H245ZM256 210V211H255ZM36 211L37 212H39L40 211V213L39 214H37L36 213ZM44 211H46V212H44V215L48 212L49 214H46L45 216L43 215L42 216V214H43V212ZM96 211V212H95ZM116 211V212H115ZM117 211H122L121 212V214H124V215H117V214H119V212L117 213ZM218 211V212H217ZM222 211V212H221ZM263 211V212H262ZM90 212V213H89ZM107 212V213H106ZM123 212H125V213H123ZM209 212V213H208ZM212 212H214V213H212ZM34 213V214H33ZM128 213V214H127ZM218 213H220V214H218ZM238 213V214H237ZM257 213V214H256ZM262 213V214H261ZM103 214V215H102ZM116 214V217L113 219V217H114V215ZM202 214H203V216H202ZM35 215H38L39 217H37V216H35ZM77 215V216H76ZM92 215V216H91ZM113 215V216H112ZM126 215H127V217L128 218H130V219H127L126 218V221H120V223H116V226H115V223H113L112 225H109L110 223H108V222H106V223H104L105 221V218H108V217H112V219H113V221L114 222H119V219L120 218H122L123 220H125L124 219V217H126ZM257 215V216H256ZM41 216H42V218H44V219H42L43 221H44V223H43V225H41V223H42V221H40V218H41ZM124 216V217H123ZM209 218H208V217ZM33 217V218H32ZM47 217V218H46ZM48 217H49V219H48ZM90 217V218H89ZM118 217V219H116ZM37 219V220H39V222L38 223H36L37 222V220H36V222H35V219ZM103 218H104V220H103ZM241 218V219H240ZM54 219H56V220H54ZM63 219H64V221H63ZM89 219H91V220H89ZM122 219H120V220H122ZM206 219V220H207ZM225 221H224V220ZM231 219V220H230ZM48 220V221H47ZM108 221H110L111 223H112V221L111 220H108ZM129 221V222H128ZM53 224H52V223ZM98 222V223H97ZM126 222H128V223H126ZM248 222H250V223H248ZM253 222V223H252ZM101 223H103L102 224V226L104 225V226H108V228H106V227H99L100 226V224ZM236 223H238V224H236ZM242 223V224H241ZM50 224V225H49ZM72 224V225H71ZM106 224H108V225H106ZM128 224V225H127ZM146 225H147V223H145ZM245 224H247L246 226H245ZM40 227H39V226ZM142 225H144V224H142ZM229 225H231V226H229ZM260 225V226H259ZM42 226V227H41ZM46 228H45V227ZM48 226V227H47ZM92 226V227H91ZM119 226H121V227H119ZM211 226V225H210ZM220 226H221V231H220ZM122 227H124L123 229H125L126 230V232L125 233H127L126 235H129V234H131V235H129V236H127V238L125 237V240L122 238L123 237V235L125 234L124 232H122ZM148 227V229L150 230V225H148L147 226ZM147 227H143V228H147ZM241 227H243V228H241ZM261 227V229H259ZM35 228H39V229H35ZM43 228H44V230H43ZM66 228V229H65ZM90 228H91V230H90ZM105 228H106V230H105ZM119 228V229H118ZM152 228V232H153V229H155V228H157V225L156 226H153V227H151ZM174 229H175V227H173ZM178 228V229H177ZM227 228V229H226ZM231 228V229H230ZM62 229V230H61ZM88 229V230H87ZM163 229V228H162ZM162 229H156V233L155 232H153L155 235H159L160 233V231L161 232H163L162 231ZM116 230V231H115ZM131 230V233H129L128 234V231H130ZM160 230V231H159ZM227 230V231H226ZM39 231V232H38ZM59 231V232H58ZM91 232V234H92V232L94 233V234H92V237H93V235H95L98 239H101L100 238V235H102V234H104V232H106V234H104V235H106V236H104V235H102L101 237H107V238H105V239H108V241H110L109 243L105 240H102V241H100V240H98V242L100 241V244L101 243H103L102 245H98L95 241H97V238L94 236V242L96 243V245H98L97 246V248L95 247V246H92V247H95L96 249H100L101 247H103V248H101V251H100V253L102 252V251H104V252H102V253H106V254H104V255H102L101 256V254H99V256H101V257H103V258H98L97 256H96V254H91V253H99V251L97 252L94 248V252H93V250H91V251H89V252H91V253H88V250H87V253H85V254H83L86 250H85V248H83V249H81V248H79V247H81V246H77L76 248H74L77 244H80V245H82V243H86V245L88 244V246L89 245H91L90 243L91 242H93V241H91L90 243L89 242H87V241H84V242H82V240L83 239H85L84 237H86V234H87V232ZM103 231V232H102ZM143 231L144 232H146V233H148L149 234V236H151V231L150 232H147L148 230L146 229V230H144L143 229ZM184 231H187V232H184ZM188 231H189V233H188ZM251 231V232H250ZM38 232V233H37ZM48 232V233H47ZM90 232L88 233V234H90ZM101 232V233H100ZM167 232V231H166ZM44 233H47V234H44ZM66 233V234H65ZM122 233V234H121ZM164 233V232H163ZM163 233H161V235H163ZM168 233V232H167ZM168 233V234H169ZM179 233V234H178ZM191 233V234H190ZM84 234V235H83ZM166 234V233H165ZM177 234V235H176ZM222 234V235H221ZM64 235V236H63ZM114 235V236H113ZM125 235V236H126ZM161 235H159V236H161ZM172 235H167V236H172ZM191 235V236H190ZM258 235V236H257ZM263 235V236H262ZM42 236V237H41ZM53 236V237H52ZM62 236V237H61ZM82 236H84L83 237V239H82ZM119 236V237H118ZM153 236V235H152ZM165 236V235H164ZM172 236V237H173ZM178 236H180V237H178ZM223 236V237H222ZM232 236H234V237H232ZM88 237H91V236H88ZM115 237H118V238H115ZM121 237V238H120ZM157 237V236H156ZM162 237V236H161ZM200 237V238H199ZM202 237H204V238H202ZM212 237V238H211ZM228 237V238H227ZM230 237V238H229ZM42 238V239H41ZM48 238H50V239H48ZM114 238V239H113ZM129 238V239H128ZM170 238V237H169ZM181 238H183V237H181ZM180 238V239H181ZM218 238V239H217ZM223 238V239H222ZM227 238V239H226ZM241 238V239H240ZM247 238H249V239H247ZM52 239V240H51ZM89 239H91V238H89ZM88 239V240H89ZM103 239V238H102ZM120 239H122L121 241H125V243L124 242H121V244L122 245H120V243H118L119 241L118 240H120ZM174 239V238H173ZM208 239H209V241H208ZM238 239H240L239 241H238ZM245 239V240H244ZM40 240H42V241H40ZM86 240V239H85ZM127 240V241H126ZM194 240V241H193ZM201 240V241H200ZM206 240V241H205ZM214 240V241H213ZM225 240V241H224ZM229 240V241H228ZM50 241V242H49ZM227 241V242H226ZM242 241V242H241ZM254 241V242H253ZM257 241V242H256ZM115 242V243H114ZM197 242H199L198 244H199V246H200V248L201 249H203L202 251H200L199 250V252H200V254L202 255V258L199 256V258H201L202 260H198L197 261V263H194L193 261V257L191 258L190 257V255H193V248H194V252L195 253H197L198 251H196V243ZM203 242V244H201ZM217 242V243H216ZM234 243V244H232V245H230L229 243ZM238 242V243H237ZM244 242V243H243ZM248 242V243H247ZM251 242V243H250ZM263 242V243H262ZM31 243V242H30ZM33 243H31V247H34L33 246ZM36 243V244H35ZM84 243V244H85ZM105 243H107V247H105L106 248V250H105V248H104V246H105ZM127 243V244H126ZM188 243V244H187ZM214 243V244H213ZM93 244V243H92ZM110 244V246L112 245L113 247H112V249H111V247L109 246L108 247V245ZM172 244V243H171ZM171 244H168L169 246L168 247H170V248H174V247H171V246H173V245H171ZM222 244V245H221ZM69 245H71V246H69ZM130 245V246H129ZM171 245V246H170ZM236 245V246H235ZM242 245V246H241ZM54 246V247H53ZM57 246V247H56ZM87 246V247H88ZM121 246V247H120ZM188 246H189V248H188ZM191 246V247H190ZM194 246V247H193ZM213 246V247H212ZM229 246H232V247H229ZM175 247H177V246H175ZM185 247V248H184ZM235 247H237V248H235ZM243 249H242V248ZM247 247V248H246ZM256 247V248H255ZM35 248V247H34ZM39 248H40V250H39ZM120 248L122 249L121 251H120ZM197 248H198V246H197ZM207 248V249H206ZM221 248V249H220ZM80 249V250H79ZM88 249L90 250V246L88 247ZM165 248H163V250H164ZM175 249V248H174ZM226 249V250H225ZM230 249H233V250H230ZM244 249H246V250H244ZM259 249V250H258ZM74 250H76V251H74ZM81 250H83V251H81ZM125 250V251H124ZM192 250V251H191ZM207 250H209L210 252H212V253H209V251L207 252ZM243 250V251H242ZM42 251H44V252H42ZM51 251H53V250H51ZM82 252V253H80V252ZM118 251V252H117ZM120 251V252H119ZM139 251H140V249H139ZM149 251V250H148ZM223 251V252H222ZM229 251V252H228ZM38 252H40V253H38ZM55 252V251H54ZM144 252H146V251H144ZM143 252V253H144ZM189 252V253H188ZM204 252V253H203ZM236 253V254H234V253ZM243 252V253H242ZM127 253H129V252H126V253H123L124 255H122V254H120V255H122V256H124V257H127L126 255H128ZM165 253V254H164ZM207 254V255H203V254ZM256 253V254H255ZM60 254L62 255L61 256V258H60ZM148 254V255H147ZM187 254H189V259L190 260H188V258H187ZM237 254H239V255H237ZM94 255V256H93ZM120 255H118L117 256V259H115L116 261H119L120 259L121 260H123L122 258H120ZM210 255V256H209ZM216 255H218V256H216ZM220 255V256H219ZM231 255V256H230ZM262 255V256H261ZM86 256H88V257H86ZM145 256H144V258H145ZM233 256V257H232ZM251 256H253V257H251ZM65 257V258H64ZM92 257H95V258H92ZM105 257H107V256H105ZM128 257H129V259H130V261H129V263L130 262H132V260L133 259H131V257L128 255ZM143 257V256H142ZM165 257V258H164ZM195 257H196V254H195ZM219 257V258H218ZM238 257V258H237ZM243 257V258H242ZM246 257H248V258H246ZM67 258L69 259V260H67ZM173 258H175V259H173ZM185 260H184V259ZM197 258V257H196ZM199 258H197V259H199ZM216 258V259H215ZM242 258V259H241ZM246 258V259H245ZM40 259V258H39ZM98 259V260H97ZM128 258H125V260L127 261V260H129ZM140 259H143V258H140ZM171 259V260H170ZM197 259H195V260H197ZM215 259V260H214ZM252 259V260H251ZM254 259H255V261H254ZM260 259V260H259ZM88 260V261H87ZM155 260V261H154ZM164 260V261H163ZM176 260H178V261H176ZM192 260V261H191ZM212 260V261H211ZM247 260V261H246ZM62 261H64V262H62ZM71 261V262H70ZM104 262H106L105 260H103ZM149 261V262H148ZM173 261V262H172ZM204 261V260H203ZM244 261V262H243ZM10 261L8 260H4V261H2L1 262V264L3 263V264H10L9 263ZM66 262H69V263H66ZM103 262V263H104ZM139 262H140V260H139ZM145 262H143V263H141V264H144ZM150 262H152V263H150ZM205 262V261H204ZM204 262H201V264L202 263H204ZM245 262H248V263H245ZM250 262V263H249ZM146 263V264H147ZM105 264V263H104ZM139 264V263H138Z\"/></svg>",
  "mask_w": 264,
  "mask_h": 264
}]
</instances>
